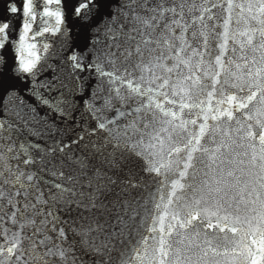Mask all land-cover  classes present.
<instances>
[{"label": "snow or ice", "instance_id": "6c2138e0", "mask_svg": "<svg viewBox=\"0 0 264 264\" xmlns=\"http://www.w3.org/2000/svg\"><path fill=\"white\" fill-rule=\"evenodd\" d=\"M243 3L256 25L241 50H264V0ZM218 7L0 0V264H264V131L249 134L252 176L241 161L190 198H157L158 118L191 106L205 57L204 78L234 94L201 108L200 128L241 111L264 127V55L210 51Z\"/></svg>", "mask_w": 264, "mask_h": 264}, {"label": "water", "instance_id": "95a60500", "mask_svg": "<svg viewBox=\"0 0 264 264\" xmlns=\"http://www.w3.org/2000/svg\"><path fill=\"white\" fill-rule=\"evenodd\" d=\"M217 3L219 7L214 23L219 28V35L212 37L214 29H207L210 34V51H215L211 48V39H215L218 45L223 46L221 51L233 59L238 60L245 54L249 60L259 59L264 55V50H241L245 41L242 34L256 25L255 20H249L246 16L247 4L243 3V0H217ZM259 40L257 33V42ZM214 64V58H204L203 68L198 73L200 79L197 86L191 90L194 99L187 101L191 106L181 111L173 105L172 110L177 111L179 117L171 126L164 122L163 117L158 118L160 123L157 124L156 131L162 134L166 151L163 154L164 166L160 170L157 198L162 197L164 202L171 200L175 203L178 198H190L193 192L203 188L209 177L219 175L221 171L227 173L241 161L247 175L252 176L257 171L250 166L253 153V147L250 145H254L257 150L260 145L256 136L249 134L264 131V127L257 129L255 121H249L246 113L241 111L232 119L224 117L216 120L211 119V114H208L205 129L200 128L206 115L200 109L207 108L210 102L212 107L216 108L218 101L234 94L227 89L224 77L213 75L204 78V70L212 71ZM185 73L189 74L187 69ZM216 80H219V83H215ZM210 93L212 95H209ZM221 152L223 155H220ZM214 155L217 157L215 160L212 159ZM185 165L189 166L186 168Z\"/></svg>", "mask_w": 264, "mask_h": 264}]
</instances>
